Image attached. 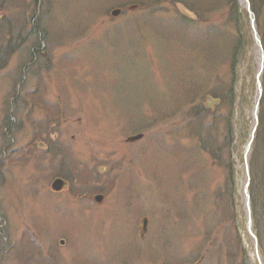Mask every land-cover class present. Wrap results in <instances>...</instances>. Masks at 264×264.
Masks as SVG:
<instances>
[{
    "label": "rangeland",
    "instance_id": "1",
    "mask_svg": "<svg viewBox=\"0 0 264 264\" xmlns=\"http://www.w3.org/2000/svg\"><path fill=\"white\" fill-rule=\"evenodd\" d=\"M187 1L0 0V264H262L244 196L258 49L227 22L229 0L202 20L207 8ZM240 40L235 102L222 106L207 89L215 75L220 93L233 85ZM224 134L230 205L217 196L225 170L199 143Z\"/></svg>",
    "mask_w": 264,
    "mask_h": 264
},
{
    "label": "trees",
    "instance_id": "2",
    "mask_svg": "<svg viewBox=\"0 0 264 264\" xmlns=\"http://www.w3.org/2000/svg\"><path fill=\"white\" fill-rule=\"evenodd\" d=\"M199 1H202V4L199 3ZM195 0L192 2L191 1H187V2H183L187 8L194 9V8H207V10H204V13L201 15H199L197 13V16L200 17L199 19L202 20V18H206V12L210 9V7L215 4L214 0ZM230 3L234 6V8H231L229 13H228V23H235V25L237 27H245V35L246 37L250 38V43L253 44V37H252V31H251V25L250 23V18H249V14L247 12V9L244 7L242 8V10L239 12V9L241 6L240 4V0H229ZM208 2V3H207ZM251 2V7L253 12L256 15L257 18V24H258V30L262 39V45L264 48V0H250ZM237 8V10H236ZM194 11V10H193ZM204 15V16H203ZM242 18H245L246 20V24H240ZM240 24V25H239ZM248 28V29H247ZM238 29V28H237ZM210 37V36H209ZM249 40V39H248ZM246 41L243 42V40H240V42L237 43L236 47L235 45H231V49L233 51L234 49V55L232 57V64H233V71L230 72L229 74V78L232 80L233 85L230 84L227 88H225L226 86H223V88H225V90H222V92L220 93L221 89L219 88V84L220 81H222L223 79L221 77H219L218 75H215L214 80H216V84L213 85L212 87H210L209 89H207L208 91H211V94L213 93L215 97H219L222 100L221 105L222 106H227V105H231L235 102V90H234V85L237 82V78L235 76L236 74V61L240 56L239 53V49L245 44ZM216 43V38L213 36V39L211 41H207V47H208V51L209 48L212 45H215ZM218 44V43H217ZM33 55H35V53L32 51ZM198 53H200V50H198ZM208 56L206 57L205 56ZM202 53V56L205 57V60L203 62V67H205L206 72L205 75L206 77L210 76L208 74V69H210V67H208V65L211 66L210 60L212 59L211 55L205 51ZM31 55V53H30ZM31 58V57H30ZM33 58V56H32ZM231 64V65H232ZM208 67V68H207ZM203 75V73H202ZM204 78V76H203ZM202 78V79H203ZM208 79V78H207ZM211 79V78H210ZM263 83H264V73H263ZM204 84V83H202ZM191 85H201V83L198 82H191ZM187 90V89H186ZM181 97V96H180ZM190 95L189 93H187V102L190 100ZM186 102V103H187ZM204 106V105H203ZM10 110V107L9 109ZM10 111H14L11 110ZM205 109L204 107L201 106H197L196 110L194 112V115L191 116V128H193V124H196V120H198L199 118L202 117V114L204 113ZM224 115V114H223ZM223 119V127L225 130H227L232 122H231V118L229 115H224L222 116ZM11 120V117H10ZM13 119L11 121H9L8 124H4L5 129L10 127V124L12 123ZM220 121L219 120H212L211 123L208 125H204L206 128H208L210 131H212L214 129V127H217V124H219ZM9 126V127H8ZM8 132V131H7ZM226 134V133H225ZM224 137L223 139H221V141H215L212 142L214 143L213 146H211L210 144H208L207 142L210 139H202V142L200 143V148H202L204 151H208L212 154H214L215 158L220 165L223 166V169L225 170L226 176H225V181H224V186L222 187L221 191L218 192V197L219 199L221 198L223 203H227L228 205H230L231 203V197H233V193L235 191V185H234V170L232 167V162H231V155L229 153L228 147L230 145L229 143V137ZM4 139L1 143L6 142V140L8 139V143H12V137L8 136L7 133H4ZM200 149V151H203ZM5 151V148L4 150ZM229 158V160H225L224 161V157ZM233 161V160H232ZM250 173H251V182H250V192H251V202H252V206H253V217H254V228H255V232L257 234V237L259 238L260 241V247H261V253L264 255V93L263 96L261 98V102H260V111H259V126L258 129L256 131L255 134V140L252 146V153L250 156ZM231 217V216H230Z\"/></svg>",
    "mask_w": 264,
    "mask_h": 264
},
{
    "label": "water",
    "instance_id": "3",
    "mask_svg": "<svg viewBox=\"0 0 264 264\" xmlns=\"http://www.w3.org/2000/svg\"><path fill=\"white\" fill-rule=\"evenodd\" d=\"M242 2L245 4V7L249 13L252 35H253L255 45L258 49L259 61H260L259 62V69H258V73H257L258 74L257 75V94H256L255 106H254V110H253L254 126L251 130L250 138H249L248 145H247L246 152H245L247 180H246V183L244 185V196H245V208H246V212H247V221H248L247 225H248L249 234L253 239L256 256L259 259V261L263 264L261 254H260L259 249H258L257 236L255 235L254 230H253L254 221H253V216H252L250 190H249L251 175H250V167H249L248 157H249L252 142L254 140V135H255L257 126L259 124L260 99H261L262 94H263L262 77H263V72H264V49H263L261 37L259 35L258 27H257L256 16H255V14L252 10V7H251V2H250V0H242ZM118 13H119V10L113 11V14H118ZM219 103H220L219 99H213L211 96H208L207 102L205 103V105H207L208 107H214L215 108V105L219 104ZM142 136H143V134H139L137 136L129 137L128 141L138 140V139L142 138ZM64 184L66 185L67 183L63 179L58 178L53 182L52 187L55 189H60V188H63ZM145 222L147 223V220Z\"/></svg>",
    "mask_w": 264,
    "mask_h": 264
},
{
    "label": "flooded vegetation",
    "instance_id": "4",
    "mask_svg": "<svg viewBox=\"0 0 264 264\" xmlns=\"http://www.w3.org/2000/svg\"><path fill=\"white\" fill-rule=\"evenodd\" d=\"M145 222V221H144Z\"/></svg>",
    "mask_w": 264,
    "mask_h": 264
}]
</instances>
